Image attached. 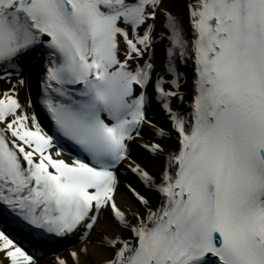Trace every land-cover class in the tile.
Returning a JSON list of instances; mask_svg holds the SVG:
<instances>
[{
  "label": "snow or ice",
  "instance_id": "6c2138e0",
  "mask_svg": "<svg viewBox=\"0 0 264 264\" xmlns=\"http://www.w3.org/2000/svg\"><path fill=\"white\" fill-rule=\"evenodd\" d=\"M0 85V264H264V0H0Z\"/></svg>",
  "mask_w": 264,
  "mask_h": 264
},
{
  "label": "bare ground",
  "instance_id": "6f19581e",
  "mask_svg": "<svg viewBox=\"0 0 264 264\" xmlns=\"http://www.w3.org/2000/svg\"><path fill=\"white\" fill-rule=\"evenodd\" d=\"M0 86H2V85H0ZM133 155L135 157L136 154L134 153ZM121 180H122V183L128 182V180H126L125 177H121ZM63 250L64 249H60V250H56L54 252H48V253L43 254L41 256L40 264H52V261L54 260V257L56 255H58V254H61L63 252ZM44 252H46V251L44 250Z\"/></svg>",
  "mask_w": 264,
  "mask_h": 264
}]
</instances>
